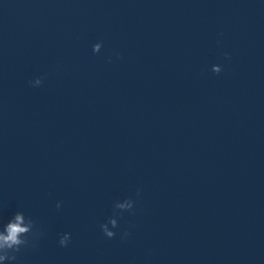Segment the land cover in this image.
I'll return each mask as SVG.
<instances>
[{
  "label": "clouds",
  "instance_id": "1",
  "mask_svg": "<svg viewBox=\"0 0 264 264\" xmlns=\"http://www.w3.org/2000/svg\"><path fill=\"white\" fill-rule=\"evenodd\" d=\"M102 47V43H96L93 45V52L99 53ZM227 58V55H226ZM212 72L219 74L222 71L220 65H213ZM43 78L37 77L33 81H30V85L38 87L42 84ZM139 195V192H137ZM62 206V202H57V209ZM134 206V201L131 199H125L123 202L117 201L114 204V209L119 210L118 213L114 212V216L100 225L101 231L107 238H113L116 233L111 230L118 227V221L115 218L116 215L122 214L123 211H131ZM111 225V228L109 227ZM42 235L37 230L36 222L31 217H26L23 212H16L12 218L0 228V264H12L16 261L17 254L21 252L22 248H28L34 246V241ZM128 231L122 233L121 239L127 238ZM71 240L70 233H63L58 241L62 247H67Z\"/></svg>",
  "mask_w": 264,
  "mask_h": 264
}]
</instances>
